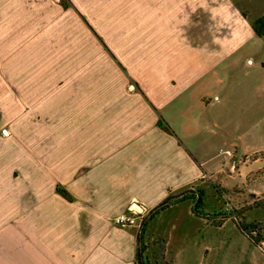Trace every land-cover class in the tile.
Returning a JSON list of instances; mask_svg holds the SVG:
<instances>
[{
	"label": "crops",
	"instance_id": "0c3cea01",
	"mask_svg": "<svg viewBox=\"0 0 264 264\" xmlns=\"http://www.w3.org/2000/svg\"><path fill=\"white\" fill-rule=\"evenodd\" d=\"M71 2L0 0V264H137L205 174L203 138L192 151L185 135L260 146L240 122L193 118L240 54L264 106V34L240 0ZM130 210L144 227L113 223Z\"/></svg>",
	"mask_w": 264,
	"mask_h": 264
},
{
	"label": "rangeland",
	"instance_id": "374dc122",
	"mask_svg": "<svg viewBox=\"0 0 264 264\" xmlns=\"http://www.w3.org/2000/svg\"><path fill=\"white\" fill-rule=\"evenodd\" d=\"M58 1L64 8H74L71 0ZM81 1L85 5L86 0ZM240 1L250 12L245 8L241 13L252 25L264 13V0ZM242 59L240 54L233 74L223 75L224 83L215 88L224 94L223 101L206 110L208 123L204 113L193 114V118H200L197 126L202 128H209L215 120L228 127L240 122V131L249 132L250 140L260 146L248 147L242 139L217 142L206 136L204 129H196L197 138L183 137L192 151L198 138H203L194 153L200 159L206 158V171L200 183L192 184L189 190L192 196L200 194V215L193 211L194 200L188 199L179 208L163 212L150 226L156 229L155 237L167 240L165 258L170 264H264V226L258 227L264 222V106L259 110L260 100L252 94L256 89L251 69L246 58ZM203 99L213 102L212 96ZM246 116H251L254 127L242 123ZM157 244L155 239L146 245L144 257L148 264H159Z\"/></svg>",
	"mask_w": 264,
	"mask_h": 264
},
{
	"label": "trees",
	"instance_id": "16d2710c",
	"mask_svg": "<svg viewBox=\"0 0 264 264\" xmlns=\"http://www.w3.org/2000/svg\"><path fill=\"white\" fill-rule=\"evenodd\" d=\"M252 27L256 33L257 36H262L264 34V15L262 17L257 18L253 23H252ZM56 192L58 194H60L63 198H65L66 200H72L71 195L61 186H57L56 187ZM194 200V205H193V211L196 215H200L201 213L198 212L197 207L201 202V198H200V194H197L196 196H192V195H187L184 196L183 198L179 199L178 201H183V200ZM170 204V197H167L159 206L158 209L156 210L157 213L158 210L163 209L164 207H166L167 205ZM143 227L145 226V222L142 223ZM145 250V246L143 244H141V249L140 251L137 253V264H148V262L146 261V258L144 257L143 253ZM159 264H170V262L166 261L165 259H161L159 261Z\"/></svg>",
	"mask_w": 264,
	"mask_h": 264
},
{
	"label": "built area",
	"instance_id": "2783aa9c",
	"mask_svg": "<svg viewBox=\"0 0 264 264\" xmlns=\"http://www.w3.org/2000/svg\"><path fill=\"white\" fill-rule=\"evenodd\" d=\"M147 213L128 211L115 215L112 218L114 224L123 229H139Z\"/></svg>",
	"mask_w": 264,
	"mask_h": 264
},
{
	"label": "water",
	"instance_id": "95a60500",
	"mask_svg": "<svg viewBox=\"0 0 264 264\" xmlns=\"http://www.w3.org/2000/svg\"><path fill=\"white\" fill-rule=\"evenodd\" d=\"M135 209L139 210V207L135 206ZM264 226V222L258 224V227ZM157 250H155V255L157 256L158 261L163 258V251H164V242L163 240L159 239L157 244Z\"/></svg>",
	"mask_w": 264,
	"mask_h": 264
},
{
	"label": "flooded vegetation",
	"instance_id": "af4514ba",
	"mask_svg": "<svg viewBox=\"0 0 264 264\" xmlns=\"http://www.w3.org/2000/svg\"><path fill=\"white\" fill-rule=\"evenodd\" d=\"M157 252H158V250H157V247H156V249H155Z\"/></svg>",
	"mask_w": 264,
	"mask_h": 264
}]
</instances>
